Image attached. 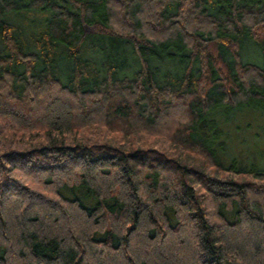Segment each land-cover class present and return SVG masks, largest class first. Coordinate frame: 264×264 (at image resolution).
Returning <instances> with one entry per match:
<instances>
[{
  "label": "trees",
  "instance_id": "obj_1",
  "mask_svg": "<svg viewBox=\"0 0 264 264\" xmlns=\"http://www.w3.org/2000/svg\"><path fill=\"white\" fill-rule=\"evenodd\" d=\"M248 107L264 0H0V264H264Z\"/></svg>",
  "mask_w": 264,
  "mask_h": 264
},
{
  "label": "rangeland",
  "instance_id": "obj_2",
  "mask_svg": "<svg viewBox=\"0 0 264 264\" xmlns=\"http://www.w3.org/2000/svg\"><path fill=\"white\" fill-rule=\"evenodd\" d=\"M218 128L223 133L226 132L227 136L230 135L229 138L222 140L228 156L246 157L251 151H257L261 155L258 162L264 166V109L248 107L234 119H219ZM253 160L256 159L253 157ZM238 161L240 166L248 162L242 159Z\"/></svg>",
  "mask_w": 264,
  "mask_h": 264
}]
</instances>
